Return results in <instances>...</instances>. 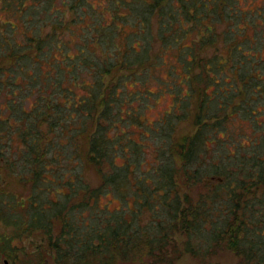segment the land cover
Returning a JSON list of instances; mask_svg holds the SVG:
<instances>
[{
    "label": "trees",
    "instance_id": "1",
    "mask_svg": "<svg viewBox=\"0 0 264 264\" xmlns=\"http://www.w3.org/2000/svg\"><path fill=\"white\" fill-rule=\"evenodd\" d=\"M190 1L107 0L94 6L91 0H0V16L16 17V22L0 17V227L12 229L0 235V251L8 259L20 263L23 254L40 263L51 259L49 254L56 264L137 259L173 264L190 255L200 264H221L213 261L228 254L235 258L231 264H264V134L257 135L264 131L257 124L261 111L252 113V138L246 127L236 133L229 126L240 108L248 113L253 101L264 100V59L236 49L240 35L234 28L243 37L252 22L235 26L226 33V54L208 67L216 86L223 84L216 98L207 91L208 79L192 88L190 74L203 65L195 51L203 44L213 49L223 21L247 18L249 10L233 12L234 0ZM67 13L78 16L68 20ZM250 15L264 19V5ZM89 18L91 24L75 43L73 25ZM127 27L133 30L124 35ZM65 30L68 41L58 34ZM194 32L201 35L196 46L181 47ZM158 38L165 42L163 48L181 50L179 62L175 59L169 68L178 87L174 107L160 119L169 123L171 154L160 150L158 161L145 169L146 160L133 164L124 149L121 156L128 159L118 165L116 143H145L121 130L134 116L127 112L123 117L122 107L136 92L127 100L119 98L109 77L120 73L119 83L125 86L126 72H150V49ZM183 53L192 59L183 60ZM219 72L234 76L219 79ZM86 73L93 81L84 80ZM184 87L191 93L182 95ZM194 98L198 105L193 111L189 105ZM213 101L218 109L210 118ZM182 108L187 111L179 113ZM175 117L192 119L195 133L173 140L175 123L170 120ZM114 128L120 136L109 135ZM221 131L226 138L219 137ZM88 169L98 174V185L90 181ZM115 200L121 202L119 208L111 207ZM31 238L41 240L34 254L18 244Z\"/></svg>",
    "mask_w": 264,
    "mask_h": 264
},
{
    "label": "rangeland",
    "instance_id": "2",
    "mask_svg": "<svg viewBox=\"0 0 264 264\" xmlns=\"http://www.w3.org/2000/svg\"><path fill=\"white\" fill-rule=\"evenodd\" d=\"M94 6H97L98 4H107V0H91ZM178 0H172V2L177 3ZM190 1V0H189ZM192 2H196V0H191ZM190 1V2H191ZM199 1V0H198ZM201 1V0H200ZM224 1V0H222ZM213 3H215V0H212ZM1 5V4H0ZM92 5V6H93ZM230 5H233V12H235L236 10H249V16L247 18H240V17H235L229 20H226L228 22L223 21V23L218 27L219 28V32L217 33V35H214V40L217 42V44L214 46V48L212 49L211 47L208 49L206 45L203 44V47L199 46V50L195 51L198 58V62L199 60H202L203 65L200 66L198 68V65L195 67V71H193L190 75L191 79L193 80L192 83V88L194 86H202L205 84V80H209L208 81V85L207 86V91L209 94H213L215 96V93L218 91L220 85L223 86V84H218L216 86L215 81L213 80L212 75H208V67H210L211 64V60L213 58H217L220 54L225 53L226 51L225 49L223 50V47L225 45V38H226V33L230 31V29H233L235 26H239L241 28H244L245 26L248 25L249 22H252L251 27H249L247 29V34L245 36L242 37V32H239V28H234L235 32H237L236 36H239L237 38L238 42L236 44V49L238 50V52H240V54H245L246 57H251L257 55L259 57H262L264 59V39L260 38V35L264 36V19L261 18H256V16H251V10H255L258 6H263L264 5V0H234L230 3ZM57 7H61V4H58ZM91 7V6H89ZM68 15V20H71L73 17L78 16V14H73L72 13H67ZM1 20L2 21H13L16 22V17H12L10 15H7L5 13L1 14ZM92 22V18H89V20L86 21V23L81 24V23H76L75 25H73L74 28V32L76 33V42L78 41V34L82 31L83 27L85 25H89ZM253 22L256 23V26L253 24ZM66 28L70 27L69 25V21H66ZM187 27H192L193 25L187 23L186 24ZM24 29V28H23ZM52 30V28L50 29ZM132 28L131 27H127L125 29L124 35L129 34L132 32ZM197 32V30H195ZM59 36H61L62 40L68 41L69 38V33L67 32V30L59 32L58 33ZM10 35V34H9ZM169 36V35H167ZM16 37V34H15ZM123 37V36H122ZM209 37V36H208ZM21 37H18V39H20ZM249 39L246 41V39ZM159 40H155V44L154 47H152V50L150 49V62L152 63V61L154 62L152 65L150 64V66L148 67V71L150 70V72H146L144 74H140V76H138L139 73H142L143 68H140L137 73H135L134 75L131 73L126 72L125 74H123V76H127L129 75L128 78H126V84L125 86L120 85L119 83V79H121V74H113L111 77H109V80L112 82L111 86L113 87V89H115L114 91H118L120 92V96L119 98L123 99L125 97V99H129L128 95H131L133 93H135V95L133 96V100L129 101L127 104H125L122 109H124V114L122 113L121 115L123 117H128V115L126 116L125 114L127 112H131L132 118L127 119L126 121H128L127 125L124 124L123 122V127L121 128V130L127 132L128 136H132L136 142H141V143H145V144H136L128 147L127 145L123 146V143L125 142V140H121V143L119 141V143H116L114 147H116L115 153L117 154V158H116V163L118 165H122L125 163V161L130 158L133 162V164H136L138 162V160H146L149 164L145 166V169L151 168V163L155 162L156 156L157 154L160 152V150H164L167 151L168 153H170L169 149L170 146H168V142L170 138L169 137V130H168V125L169 123H167L166 125L161 124L160 123V119L162 117L165 116V114L171 110H173L174 107V102H175V93L178 89L177 86L173 85V82L170 80V75H169V68L170 65H172V62L176 60H178L179 62V57L181 56V50L180 47L177 46L176 49H171L170 48H163V45L165 44V42L163 40H161L160 38H158ZM205 39H207V36H205ZM231 39L234 40V37L231 36ZM201 40V35L198 33H192L190 35H188L184 41H182V46L184 45H190L193 46L195 45V41H200ZM208 42V41H207ZM243 42H244V46H243ZM74 43V44H75ZM143 43V42H142ZM144 44V43H143ZM171 44V43H170ZM137 45H140L139 42H137ZM196 46V45H195ZM138 48H140V46H137ZM218 47L220 48V50L218 49ZM175 48V47H174ZM73 50V49H72ZM71 50H69L70 52ZM183 60H191L192 56L190 54L187 53H183ZM71 55H75V51H71ZM160 57H163L162 60L166 61L167 64H164L163 61H161V59L159 60ZM194 61L196 62L197 59L193 58ZM226 76V74L223 73H218L217 74V78H221L222 76ZM208 76V77H207ZM234 74L230 76H226L225 78L227 80H231V78H233ZM82 77H84V80L86 82H91L93 81V78L89 75V73L84 74ZM198 79H200V82H198ZM224 79V78H223ZM180 80V79H178ZM218 80V79H216ZM6 81V80H5ZM178 82V81H177ZM114 84H116V88H114ZM111 87V89H112ZM172 88V89H171ZM254 88V87H253ZM80 90V89H78ZM194 90V89H193ZM113 91V92H114ZM116 91V92H117ZM81 93H83L80 90ZM182 92L184 94L182 95H186V94H190L191 91L188 87H184L182 89ZM124 96H123V94ZM126 94V96H125ZM216 98V96H215ZM117 100V99H116ZM193 100V98H192ZM197 100L194 98V103L190 104V110L195 106V108H197L198 102H196ZM241 97H238V99L236 100V102L241 103ZM114 103V102H112ZM118 103L119 102H115L112 106V111H113V115L115 116L117 113V109H118ZM192 105V107H191ZM213 108H215V110L213 108H211V111H209L210 114V118H213L214 113L216 112V110L218 109V105L214 104V101L211 102L210 106ZM254 106L252 111L251 109L248 111L247 113V109H245L244 111L239 109V112L235 114L234 119H232V121H230V128L235 131L236 133H240L241 132V128L246 127V134L249 136V138H252V135L250 136L248 133H250L254 127V125H256L254 116L252 115L253 112L257 111H261L260 114V119L257 121V124H261V126H264V100H261L260 102H256L253 101L251 106ZM216 106V107H215ZM239 107V106H238ZM248 107V106H247ZM195 108H193V111L195 110ZM186 112L187 110H185L184 108H182V110H180L179 113H183ZM246 114V116L244 117V115ZM258 115V114H257ZM175 116V115H174ZM218 116V115H217ZM219 118H221L222 113L219 114ZM170 121H173V123H175V131L173 132V140H175L176 138H183L184 136L190 135V134H194L195 133V123L192 119H188V117L179 120L178 117H175L173 119H171ZM120 123V122H119ZM121 130H119L118 128H114L111 129V131L109 132V135L112 137H117L120 136L121 134ZM224 131V130H222ZM220 132L219 137L220 138H226L227 137V133L224 132ZM228 131V130H227ZM226 131V132H227ZM171 134V133H170ZM264 134V131H258L257 135L262 136ZM126 135V136H127ZM246 137V136H245ZM240 138V137H238ZM67 140V139H66ZM246 139H244L245 141ZM249 140V139H248ZM65 141V140H64ZM242 143V142H241ZM246 143H248L246 141ZM83 144L84 141L82 140L81 142V146L83 148ZM240 144V143H239ZM239 144L232 148V150L234 152L237 151V148H239ZM149 145V147H148ZM212 150L216 149L215 145H210ZM224 150L225 148L222 147ZM124 149H128V158L125 160L121 155H122V151ZM73 149L70 147V152ZM210 152V151H209ZM213 152V151H212ZM240 152V151H239ZM219 153V152H218ZM216 153V154H218ZM171 154V153H170ZM176 157V156H175ZM158 161V160H157ZM70 168H72V165H69ZM139 170H137V172H139ZM88 177L90 179V181L93 182V185H98L100 183L98 174L93 170V169H88ZM16 189H18V192H20L22 190L21 187L16 185ZM20 190V191H19ZM107 201V200H105ZM104 201V202H105ZM131 205H133V203L131 202ZM121 206V202L120 201H114V203L112 204V208H119ZM12 231V229H4L3 227H0V235L2 234V232H6V233H10ZM177 241L179 243L183 242L184 238L182 236H177ZM18 244L20 247H25L26 251L30 254H34L35 253V246L41 244V240L39 238H31L29 240H25L23 242H19ZM42 249V248H40ZM45 256V260L47 259L46 255ZM48 256L51 259H48L47 262H40V263H36L35 259L33 258H25V256L23 254H20L21 257V262L20 263H16V261H12L11 259H8L3 253H1L0 251V264H56L53 260V257L51 255L48 254ZM235 258H233V255H228V254H220L215 261L213 262H219L221 264H231L232 262H234ZM140 259H137L135 261H126V262H122V263H118V264H142L143 262ZM209 261V260H208ZM149 262V261H148ZM201 261H199L198 259L190 256V255H182V257H180L178 260L174 261L173 264H200ZM150 263V262H149ZM143 264H147L146 262H144Z\"/></svg>",
    "mask_w": 264,
    "mask_h": 264
}]
</instances>
